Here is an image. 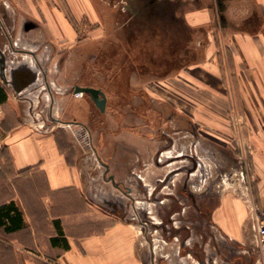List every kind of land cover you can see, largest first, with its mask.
<instances>
[{"label": "crops", "instance_id": "crops-1", "mask_svg": "<svg viewBox=\"0 0 264 264\" xmlns=\"http://www.w3.org/2000/svg\"><path fill=\"white\" fill-rule=\"evenodd\" d=\"M64 1L81 32L88 31L90 45L94 47L95 43L93 49L105 50V67L91 72L96 83L82 86L104 91L106 114L113 95L139 98L142 104L147 103L145 110L162 113L157 97L177 90L187 98L194 96L195 72L201 71L202 66L203 71H209L211 58L221 57V65L213 68L216 73L221 72L224 120L221 126L225 130L221 140L231 144L228 131L234 130L236 144L251 167V193L264 208V0ZM49 13L43 23L50 37L37 45L25 42L28 48L21 49L25 52V61H15L13 67L20 69V81L25 79L24 67L37 70V83L21 94L13 88L10 94L0 77L3 112V107L13 104L12 96L18 101L24 94H27L29 108L34 104L33 109H36L34 95L29 93L36 89L32 87L38 84L40 73H44L47 81V72L52 71L57 56L55 50L63 43L60 34H68L70 39L77 36L64 8ZM12 20L8 26L5 18L0 17V31L6 32L7 28L18 42L22 40V33L36 28L39 22L24 19L19 25L20 19ZM212 38L221 40L216 55L211 53ZM4 48L0 45V52ZM91 55V61L98 60L97 53ZM109 72L117 76L115 94L97 82L104 81L102 76ZM228 72L233 76V92ZM105 79L107 81V76ZM177 82H182L183 87H176ZM152 83L165 86L155 88ZM85 94L77 98L70 90L60 96L51 95L45 110L47 119L53 120L49 130L39 129L38 119L36 121L30 113L31 120L29 117L22 120L20 113L9 111L8 118L15 121V125L0 133L5 143L0 207L13 203L22 214L23 227L7 231L8 221L0 225V264H143L140 254H136L134 226L118 215L101 214L98 206L90 201L81 147L73 139V126L65 125L91 128L88 121L92 112ZM92 137L98 157L108 165L105 168L114 170L107 158L111 143L104 148L93 133ZM242 208L233 204L225 208L222 216L221 205L213 211V226L222 230L233 243L245 244V210ZM261 261L264 264V257L259 258L257 264Z\"/></svg>", "mask_w": 264, "mask_h": 264}, {"label": "rangeland", "instance_id": "rangeland-1", "mask_svg": "<svg viewBox=\"0 0 264 264\" xmlns=\"http://www.w3.org/2000/svg\"><path fill=\"white\" fill-rule=\"evenodd\" d=\"M57 8L66 10L77 36L70 39L68 34H60L63 43L55 50L57 56L52 71L46 74L47 81L44 73H40L38 84L32 87L36 89L29 93L34 95L30 97L37 111L43 110L38 121L34 118L38 128L43 130H49L53 125L45 116L51 98L49 91L55 97L73 90L74 84H95L91 72L105 67V50L93 49L95 43L94 47L90 45L88 31L81 32L64 0H0V17L5 18L8 26L13 23L12 19H20L19 25L24 19L39 21V26L22 33L20 49L28 48L25 42L37 45L50 37L43 18L51 15V10L57 12ZM85 23L83 20L82 24ZM6 29L7 33L0 31V45L3 46L9 41ZM213 40L210 48L216 55L221 40ZM92 53L98 54V60L94 58L91 61ZM17 56L20 61H25V52ZM220 65L221 57H215L210 60L209 71H203L204 66L199 67L201 71L195 72L193 82L197 87L194 96L187 98L177 90L165 93V97H157L161 101L162 113L145 110L147 103L142 104L139 98H116L113 95L106 114L107 110L100 112L90 95L85 94L92 112L88 121L89 131L102 147L112 145L107 158L114 170L108 175H105L107 164L104 165L98 155L84 144L80 124H72L73 139L81 147L90 201L98 206L101 214L118 215L134 226L136 254H140L143 264H238L239 259L243 258L240 261L244 262L249 255L256 257L257 264L263 257L254 244V224L257 218L262 217L264 208L251 193V167L241 147L236 144L234 130L228 131L232 137L229 140L231 144L221 140V133L225 135L221 126L224 122L221 114V72L216 73L213 69ZM228 73V83L233 92V76ZM102 78L104 81L99 79L97 82L115 94L117 76L115 78L109 72ZM152 84L155 88L165 86ZM3 85L7 86L10 94L13 93L12 85ZM176 87H183V83L177 82ZM207 88L210 91L203 90ZM26 95L18 101L12 96L13 108L10 105L3 107L1 134L15 125V121L8 118L10 110L14 114L20 113L22 120L29 117L34 104L30 109ZM172 110L177 112L171 114ZM112 174L115 182L109 180ZM208 200L214 204L212 214L221 205V216L225 208L233 204L242 205L241 210H245V244L233 243L222 230L214 227L213 215L209 224L199 223L195 204ZM193 249L203 250L202 259L196 257ZM203 260L205 262L202 263Z\"/></svg>", "mask_w": 264, "mask_h": 264}, {"label": "built area", "instance_id": "built-area-1", "mask_svg": "<svg viewBox=\"0 0 264 264\" xmlns=\"http://www.w3.org/2000/svg\"><path fill=\"white\" fill-rule=\"evenodd\" d=\"M7 37L9 39L8 43L6 44L4 50H1L2 53L5 54L6 58H7V73L10 72V70L13 69L14 65H15V61L16 62H20V60L18 59V54L22 53L21 49L19 48V42L18 40L14 39L12 37L11 34H7ZM25 56H23V58H25ZM9 77V76H8ZM11 86V84H9ZM8 85V86H9ZM50 95L53 96V92L49 91ZM73 94L76 97H82L83 93L82 92H78L75 93L73 92ZM43 110H36L32 109V111H30L31 117L32 118H36L38 119L39 116H41ZM3 116V111L2 109H0V119ZM53 122V120H52ZM69 126H71L72 124H68ZM41 127H43V125H40ZM79 131L81 132V137L84 141V144L86 146L89 147L90 150H92V152L94 153V155H97L96 149H95V145H94V141H93V137L91 135V132L83 125H79ZM5 148V143L3 138L0 135V169L2 167V163H3V151ZM254 244L255 247L260 251V253L263 255L264 257V213L262 215L261 218H257L255 220V224H254Z\"/></svg>", "mask_w": 264, "mask_h": 264}, {"label": "water", "instance_id": "water-1", "mask_svg": "<svg viewBox=\"0 0 264 264\" xmlns=\"http://www.w3.org/2000/svg\"><path fill=\"white\" fill-rule=\"evenodd\" d=\"M7 58L4 53H0V77L3 80V82L6 85L11 84L14 88V91L18 94H21L24 92L27 88H29L32 84H34L37 80L38 77V71L33 70L27 67H24V73L25 79L20 81V69L19 68H14L10 70L9 73H7ZM9 76V77H8ZM75 93L82 92L91 95L92 99L94 100L96 106L104 112L106 109V103H107V98L104 93L99 88L96 87H91V86H81L77 85L74 87L73 90ZM109 180H112L115 182V177L111 175L109 177ZM202 263L205 262V260L201 261Z\"/></svg>", "mask_w": 264, "mask_h": 264}, {"label": "trees", "instance_id": "trees-1", "mask_svg": "<svg viewBox=\"0 0 264 264\" xmlns=\"http://www.w3.org/2000/svg\"><path fill=\"white\" fill-rule=\"evenodd\" d=\"M7 221L10 223V225L6 226L7 231H16L23 227L22 214L13 203L0 207V225L3 226ZM202 251L201 249L198 254L194 251L192 252L199 258L203 254ZM200 259H202V257Z\"/></svg>", "mask_w": 264, "mask_h": 264}, {"label": "flooded vegetation", "instance_id": "flooded-vegetation-1", "mask_svg": "<svg viewBox=\"0 0 264 264\" xmlns=\"http://www.w3.org/2000/svg\"><path fill=\"white\" fill-rule=\"evenodd\" d=\"M90 97H91V95H90ZM105 171H106L105 175H108L110 172V170L108 168H106ZM195 205L197 208V219H198L199 223H203L206 225L209 224L210 220H211L210 217L213 215L211 209L214 206V204H212V202H209V200H208V201H202L201 203H196ZM188 232H190V231H188ZM193 251L197 254L200 253V249L199 250L193 249ZM245 258H244V260H245L244 262L240 261L243 258L239 259L238 264H256V257L255 256L249 255V257H245Z\"/></svg>", "mask_w": 264, "mask_h": 264}, {"label": "bare ground", "instance_id": "bare-ground-1", "mask_svg": "<svg viewBox=\"0 0 264 264\" xmlns=\"http://www.w3.org/2000/svg\"><path fill=\"white\" fill-rule=\"evenodd\" d=\"M167 160V159H166ZM173 163V162H172ZM172 163H169V165H171Z\"/></svg>", "mask_w": 264, "mask_h": 264}]
</instances>
